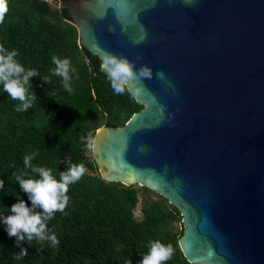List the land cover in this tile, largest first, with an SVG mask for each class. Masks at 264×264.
<instances>
[{"label": "water", "instance_id": "water-1", "mask_svg": "<svg viewBox=\"0 0 264 264\" xmlns=\"http://www.w3.org/2000/svg\"><path fill=\"white\" fill-rule=\"evenodd\" d=\"M58 5L99 62L111 52L151 71L142 108L94 133L101 179L174 206L188 263L264 264V0Z\"/></svg>", "mask_w": 264, "mask_h": 264}, {"label": "trees", "instance_id": "trees-1", "mask_svg": "<svg viewBox=\"0 0 264 264\" xmlns=\"http://www.w3.org/2000/svg\"><path fill=\"white\" fill-rule=\"evenodd\" d=\"M51 3L58 0H3L0 46L16 49L15 59L39 75L29 78L28 91L37 98L25 111H15L20 102L0 92V180L4 182L0 214H9L6 206L15 197L30 205L11 176L24 170V155L36 153L30 163L52 169L56 179L59 171L78 163L85 172L68 185L64 210L55 211L47 221L41 217L45 233H55L58 244L37 241L35 235L31 243L24 239L17 244L0 225V264H125L128 259L137 264L150 240L172 246L170 259L162 264H190L178 246L183 229L171 227L174 222L181 224L174 206L147 188L106 182L94 174L96 165L86 157L85 147L95 131L101 126H123L142 105L127 90L113 93L99 70V59L78 44L66 10ZM53 55L68 58L76 70L70 73L71 93L62 87L60 77L49 72ZM44 76L49 79L45 81ZM147 193L156 199H145ZM140 199L137 219L134 211ZM32 211L41 209L35 206ZM20 248L27 249L28 255L14 259L12 254Z\"/></svg>", "mask_w": 264, "mask_h": 264}, {"label": "clouds", "instance_id": "clouds-1", "mask_svg": "<svg viewBox=\"0 0 264 264\" xmlns=\"http://www.w3.org/2000/svg\"><path fill=\"white\" fill-rule=\"evenodd\" d=\"M6 11L3 0H0V19L3 12ZM16 49L6 50L0 46V92L5 93L8 98L18 100L20 103L15 106V111H25L32 106L37 98L36 94L28 91L30 85L29 78L39 75L34 68H25L15 57ZM54 67L49 72L61 78L62 87L69 93L72 92L70 73H75V68L70 66L68 58H58L56 55L51 57ZM99 70L106 76L109 86L114 94H122L127 89H133L129 94L136 96L143 88L141 78L150 77L151 71L147 66H141L135 69L133 62L124 56H116L111 52H105L99 64ZM157 75L163 77V73ZM45 81L48 76L43 77ZM88 148H93V142H89ZM36 153L24 155V170L14 171L11 176L18 183L20 191L28 196L30 205H26L24 199L15 197V202L6 206L9 214H0V225L4 226L7 236L15 237L14 243L27 239L30 243L35 235L37 241L48 240L52 245L58 244L55 233L50 230L46 234L45 223L41 222V217L45 221L49 220L55 211H63L68 196L66 195L68 185L75 183L85 172L83 164L70 165L66 170L59 171V179L53 175L52 169L44 166L32 165L30 161ZM30 169V173L28 170ZM34 174V175H33ZM4 182L0 180V187ZM38 206L40 213L32 211V208ZM148 251L140 255L137 264H162L170 259L172 246L165 245L159 240H150L147 242ZM14 259L28 255V250L20 248L18 253L12 254ZM125 264H131L128 259Z\"/></svg>", "mask_w": 264, "mask_h": 264}, {"label": "rangeland", "instance_id": "rangeland-1", "mask_svg": "<svg viewBox=\"0 0 264 264\" xmlns=\"http://www.w3.org/2000/svg\"><path fill=\"white\" fill-rule=\"evenodd\" d=\"M51 6H52V7H58L59 5L56 4V3H55V4H54V3H51ZM88 140H89V139H88ZM85 155H86V157H87L88 159H91V160H92V148L85 147ZM94 174L100 176V173H99L98 167H96V172H95ZM135 186H137V185H135ZM137 187H139V186H137ZM151 192H152V191H151ZM139 198H141V194H139ZM144 198L147 199V200H155V199H156V197H155L153 194H151V193H147V194L144 196ZM140 205H141V199H140V201L138 202L137 208H136L135 211H134V216H135L137 219H140V217H141L140 209H139ZM171 227H172V229L175 230V231H180V230L183 229L182 224H180V223H178V222H174V223H172Z\"/></svg>", "mask_w": 264, "mask_h": 264}]
</instances>
